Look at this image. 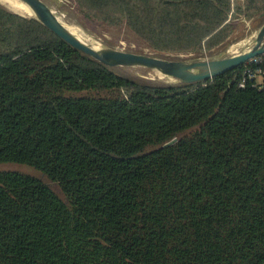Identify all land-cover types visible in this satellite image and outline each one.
<instances>
[{"label":"trees","instance_id":"1","mask_svg":"<svg viewBox=\"0 0 264 264\" xmlns=\"http://www.w3.org/2000/svg\"><path fill=\"white\" fill-rule=\"evenodd\" d=\"M72 4L161 53L211 51L264 13V0ZM131 69L0 3V264H264V55L202 83Z\"/></svg>","mask_w":264,"mask_h":264},{"label":"water","instance_id":"2","mask_svg":"<svg viewBox=\"0 0 264 264\" xmlns=\"http://www.w3.org/2000/svg\"><path fill=\"white\" fill-rule=\"evenodd\" d=\"M19 1L26 4L32 10L33 14L31 17L39 21L71 47L93 59L114 68L128 67L155 71L178 84L206 82L242 64L256 61L264 55V23L258 31L252 46L246 52L227 57L219 56L213 60L194 61L166 58L159 54L128 52L119 48L106 46L93 48L73 35L44 0ZM9 8L11 11L25 16L16 12L13 8ZM261 16L263 17L264 13Z\"/></svg>","mask_w":264,"mask_h":264},{"label":"rangeland","instance_id":"3","mask_svg":"<svg viewBox=\"0 0 264 264\" xmlns=\"http://www.w3.org/2000/svg\"><path fill=\"white\" fill-rule=\"evenodd\" d=\"M17 1L22 3L19 0ZM44 1L49 5L55 15L67 28L74 31L76 35L81 37L85 42L94 48L106 46L119 48L124 51L134 53L159 54L160 56L173 59L194 61L213 60L219 56L227 57L246 52L252 46L258 31L264 23V16L262 17L261 14L250 20H237L235 22L234 32L228 41L208 52L161 53L149 48L136 34L127 28L126 25L107 26L93 23L84 19L80 16V14H78L77 10L72 4V0ZM4 6L9 8V6L6 4ZM122 72L127 73L128 75H131L135 78L143 79L153 83H174L172 79L167 78L155 71L132 68L131 70ZM260 81H262V79ZM6 168L17 169L26 173L34 174V171L24 166L8 165Z\"/></svg>","mask_w":264,"mask_h":264},{"label":"bare ground","instance_id":"4","mask_svg":"<svg viewBox=\"0 0 264 264\" xmlns=\"http://www.w3.org/2000/svg\"><path fill=\"white\" fill-rule=\"evenodd\" d=\"M1 3H3L4 5H8L9 7L11 8H14V10L16 12H19L23 15H27V16H31L33 14L32 10L26 5V4H23V3H20L18 2L17 0H0ZM24 5V6H23ZM27 7V8H26ZM29 9V10H28ZM69 29V28H67ZM69 31L71 33H73V35H75L79 40L85 42L81 37H79L78 35L75 34L74 31H72L71 29H69ZM87 43V42H85ZM88 44V43H87ZM89 45V44H88ZM91 46V45H90ZM94 48V47H93Z\"/></svg>","mask_w":264,"mask_h":264},{"label":"built area","instance_id":"5","mask_svg":"<svg viewBox=\"0 0 264 264\" xmlns=\"http://www.w3.org/2000/svg\"><path fill=\"white\" fill-rule=\"evenodd\" d=\"M249 78H255L256 74H252V73H248ZM241 86H244L243 84H241ZM264 87V86H263Z\"/></svg>","mask_w":264,"mask_h":264},{"label":"crops","instance_id":"6","mask_svg":"<svg viewBox=\"0 0 264 264\" xmlns=\"http://www.w3.org/2000/svg\"><path fill=\"white\" fill-rule=\"evenodd\" d=\"M261 80V79H260Z\"/></svg>","mask_w":264,"mask_h":264}]
</instances>
